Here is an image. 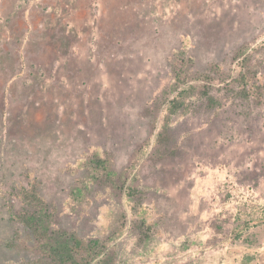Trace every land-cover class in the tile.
Listing matches in <instances>:
<instances>
[{
    "label": "rangeland",
    "instance_id": "374dc122",
    "mask_svg": "<svg viewBox=\"0 0 264 264\" xmlns=\"http://www.w3.org/2000/svg\"><path fill=\"white\" fill-rule=\"evenodd\" d=\"M27 185L109 263L264 264V0H0V264L39 259Z\"/></svg>",
    "mask_w": 264,
    "mask_h": 264
},
{
    "label": "trees",
    "instance_id": "16d2710c",
    "mask_svg": "<svg viewBox=\"0 0 264 264\" xmlns=\"http://www.w3.org/2000/svg\"><path fill=\"white\" fill-rule=\"evenodd\" d=\"M243 50H245L243 47L239 49V51L237 52V58H240L242 56L244 52ZM256 77L257 72L248 67L244 70V72H241L239 74V79L243 84L244 91H247V93H245L246 97L249 96L248 89L250 88V85L255 82ZM202 96L205 98V102L207 103V109L211 110L216 105V101L213 95H211L208 90H204ZM105 166L106 164L104 163V161H101L99 158H97L96 170L99 173V177L110 175L106 174L110 170H107V167ZM119 179L121 180V177H119ZM130 184H132V182ZM130 184L128 187L122 185V188H125L128 192L132 188V185ZM134 188L136 187L134 186ZM133 191L140 192V189L136 188L133 189ZM133 191H131L130 194H132ZM130 194L129 196H131ZM18 195L21 197L20 200L24 201L25 199H28L29 202L37 205L36 210H31L30 207L32 206H21V212L19 210H16L14 206L11 205V210H15L14 218H16L29 231L27 232L29 234L31 233V235L34 237L32 250H34L35 253L39 255V259L35 263L23 262L20 264H114L113 262L109 263L107 260H105L107 253H110V249L99 239L87 240L75 234L60 232L57 230L52 231L51 228L49 230V227L45 232L39 231V225L36 221H34L35 211L42 212L43 210L44 212H46V205L44 201L41 200V197L38 196L37 188L35 186L27 185L25 187H21L20 193ZM111 219L113 223L112 226L115 229H119L125 225L124 222L127 219V215L124 211L117 209L112 212ZM136 228L142 234L143 241L149 239L150 235L148 232L150 229L148 226L144 225L143 221H141L140 224H137ZM52 235H55L57 237L55 238L54 242H52ZM48 241L51 242L48 243Z\"/></svg>",
    "mask_w": 264,
    "mask_h": 264
}]
</instances>
